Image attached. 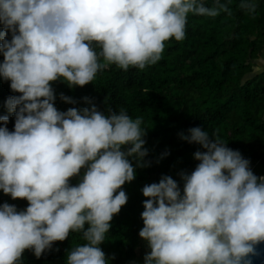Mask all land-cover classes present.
Wrapping results in <instances>:
<instances>
[{
    "label": "clouds",
    "instance_id": "obj_1",
    "mask_svg": "<svg viewBox=\"0 0 264 264\" xmlns=\"http://www.w3.org/2000/svg\"><path fill=\"white\" fill-rule=\"evenodd\" d=\"M240 7L254 12L256 4L241 0ZM219 11H229L219 0L213 7L200 0H0V78L19 93L5 102L15 110L14 129L0 126V190L28 201L20 211L0 205V264H16L25 249L39 258L69 230L82 231L86 243L67 252V264H108L99 245L127 200L121 185L134 179L130 158L139 167L147 154L141 118L123 109L105 115L95 105L58 111L51 82H91L103 66L93 42L104 61L143 69L160 59L164 41L183 39L189 12ZM181 138L205 151H195L199 163L181 173L182 193L166 175L142 187L144 264H250L264 241V176L200 127Z\"/></svg>",
    "mask_w": 264,
    "mask_h": 264
},
{
    "label": "trees",
    "instance_id": "obj_2",
    "mask_svg": "<svg viewBox=\"0 0 264 264\" xmlns=\"http://www.w3.org/2000/svg\"><path fill=\"white\" fill-rule=\"evenodd\" d=\"M200 2L206 7L216 6V0ZM219 2L229 11H219L215 16L189 12L183 39L164 41L160 59L143 69L129 66L125 70L104 61L99 45L93 42L103 66L91 82L72 87L59 79L51 82L58 111L95 105L105 115L123 109L133 120L141 118L147 154L139 167L136 159L130 158L135 176L121 185L127 200L113 215L99 245L108 264H144L150 249L139 236L142 202L147 199L141 189L166 175L177 182L182 193L181 173H191L199 163L194 152L205 151L181 138L188 129L206 130L210 138L238 150L254 175L264 176V0H253L254 12L240 7L241 0ZM0 31H4L3 25ZM5 39L11 40L10 32L6 31ZM9 84L0 78V116L8 117L7 124L0 121V126L12 131L15 110L10 112L5 102L19 93ZM61 93L74 103L62 100ZM78 180L74 176L69 183L74 185ZM4 203L20 211L28 201L13 199L0 190V205ZM83 243L82 231L69 230L63 241L52 242L39 258L25 249L16 264H67V252Z\"/></svg>",
    "mask_w": 264,
    "mask_h": 264
},
{
    "label": "water",
    "instance_id": "obj_3",
    "mask_svg": "<svg viewBox=\"0 0 264 264\" xmlns=\"http://www.w3.org/2000/svg\"><path fill=\"white\" fill-rule=\"evenodd\" d=\"M250 264H264V241L254 245V252L249 254Z\"/></svg>",
    "mask_w": 264,
    "mask_h": 264
}]
</instances>
